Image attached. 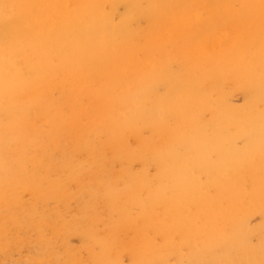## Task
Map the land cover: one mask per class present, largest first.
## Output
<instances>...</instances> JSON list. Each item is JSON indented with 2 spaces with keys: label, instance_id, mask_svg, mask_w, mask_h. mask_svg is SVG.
Returning a JSON list of instances; mask_svg holds the SVG:
<instances>
[{
  "label": "bare ground",
  "instance_id": "obj_1",
  "mask_svg": "<svg viewBox=\"0 0 264 264\" xmlns=\"http://www.w3.org/2000/svg\"><path fill=\"white\" fill-rule=\"evenodd\" d=\"M207 2L0 0V116L30 114L20 96L28 100L27 87L63 71L89 90L77 105L89 143L103 135L99 111L121 133L169 126L156 149L157 185L132 177L131 159L125 172L144 189L126 201L148 223L139 230L144 240L151 235L142 264H247L253 256L264 264V243L253 249L247 227L264 216V111L256 105L264 104V0ZM225 82L243 92L244 110L229 106ZM206 111L215 121L210 135L180 133L182 120L194 124ZM0 186L18 198L5 170Z\"/></svg>",
  "mask_w": 264,
  "mask_h": 264
},
{
  "label": "rangeland",
  "instance_id": "obj_2",
  "mask_svg": "<svg viewBox=\"0 0 264 264\" xmlns=\"http://www.w3.org/2000/svg\"><path fill=\"white\" fill-rule=\"evenodd\" d=\"M201 1L210 7L207 0ZM190 34L196 38L201 31L195 26ZM27 88L23 91L28 100L20 97L30 114L0 116V171L5 170L18 189L17 198L0 186V264H113L115 258L118 264H142L151 235L144 240L139 230L148 223L137 219L139 211L126 201L144 189L125 172L131 159L132 177L143 173L151 186L157 185L156 149L168 138L169 126H142L121 133L99 111L95 124L103 135L89 143L81 133L89 127L77 119V105L87 103L89 94L80 79L57 71L42 75ZM222 93L229 106L245 109L243 92L233 83H223ZM256 105L264 111V104ZM199 113L194 124L180 122V133L194 129L193 136L199 131L212 133V115ZM167 118L168 125L175 123L172 116ZM6 145L12 164L4 163ZM72 164L78 171L71 176ZM247 227L256 250L264 243V216L250 218ZM215 231L225 232L219 227ZM180 236H174L172 244L177 246ZM217 250L222 257L224 249ZM256 259H246L247 264ZM237 260L242 262V257Z\"/></svg>",
  "mask_w": 264,
  "mask_h": 264
}]
</instances>
